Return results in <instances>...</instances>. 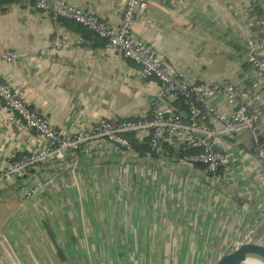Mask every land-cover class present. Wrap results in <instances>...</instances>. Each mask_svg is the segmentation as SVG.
I'll use <instances>...</instances> for the list:
<instances>
[{"label":"crops","instance_id":"crops-1","mask_svg":"<svg viewBox=\"0 0 264 264\" xmlns=\"http://www.w3.org/2000/svg\"><path fill=\"white\" fill-rule=\"evenodd\" d=\"M63 1L114 28L121 22L123 0ZM146 2L145 14L133 26L138 41L192 82L249 84L254 71L246 55L264 59V0ZM54 40L67 47L55 48ZM12 52L18 60H4ZM137 71L77 24L60 20L55 27L48 14L31 5L0 0V79L58 133L89 131L100 118L116 124L137 120L150 114L154 101L167 109L158 82L141 79ZM257 97L252 108L264 113V91ZM208 103L233 110L218 96ZM260 139L264 144V133ZM216 142L225 163L214 182L200 168L165 161L160 167L83 165L72 173L74 184L60 179L29 203L14 187L0 186V264H213L250 232L261 238L264 181L251 135L242 131ZM97 144L109 146L101 140L88 150ZM44 146L1 108L0 169ZM117 157L68 154L66 165ZM59 171L44 167L24 182L39 184L40 190Z\"/></svg>","mask_w":264,"mask_h":264},{"label":"built area","instance_id":"built-area-1","mask_svg":"<svg viewBox=\"0 0 264 264\" xmlns=\"http://www.w3.org/2000/svg\"><path fill=\"white\" fill-rule=\"evenodd\" d=\"M10 1L24 7L31 5L35 10L48 14L55 27L60 20H66L104 40L108 50L119 53L125 60L138 66L137 73L141 79L158 82L159 100L168 104V107L161 109L158 101H154L148 116L117 124L100 118L89 131L64 136L55 130L44 115L31 109L19 93L0 79V110H6L10 120H17L45 142L44 147L6 161L0 169V186L14 187L20 195L29 198L38 191L40 185L29 186L24 178L44 167L54 172L65 168L68 166V154L73 159L78 156L103 157L106 154L140 158V153L125 136L127 134H134L140 143L146 142L147 152L143 157L173 161L190 169L198 165L210 180H219V170L225 163V156L217 148L216 139L234 138L242 131H248L255 144L264 181V144L259 141L264 133V113L252 108L253 102L258 100L257 91H264V59L248 52L246 62L254 74L244 88L230 82L196 83L167 64L149 45L135 38L133 26L145 14L146 0H123L121 22L117 28L63 0ZM170 1L175 4L189 2ZM53 46L57 49L66 48L67 43L54 40ZM18 57L12 52L4 56V60L14 62ZM215 96L233 110L229 112L209 105L208 101ZM177 100L181 101V112L174 108ZM101 140L109 144L107 149L97 144L92 148L93 151L88 150L90 143ZM6 250L4 252L9 255Z\"/></svg>","mask_w":264,"mask_h":264},{"label":"water","instance_id":"water-1","mask_svg":"<svg viewBox=\"0 0 264 264\" xmlns=\"http://www.w3.org/2000/svg\"><path fill=\"white\" fill-rule=\"evenodd\" d=\"M93 163H116V164H143L151 165L152 167H160L166 165L164 161L154 159L152 157H141V158H96L86 161H79L74 165H69L63 171H59L57 175L49 181L42 189L38 190L34 195L28 198V203L34 200L40 194H43L48 187L54 184L60 179H66L70 184H74L73 172H80L83 165H90ZM174 167H180L178 164H170ZM213 181L214 180H210ZM248 239H243L239 242L235 248L223 255H221L213 264H247L248 259L257 258L264 262V233L261 238L254 239L253 233L250 232ZM4 238V228L0 230V243Z\"/></svg>","mask_w":264,"mask_h":264},{"label":"trees","instance_id":"trees-1","mask_svg":"<svg viewBox=\"0 0 264 264\" xmlns=\"http://www.w3.org/2000/svg\"><path fill=\"white\" fill-rule=\"evenodd\" d=\"M80 28L83 29L82 27H80ZM174 105L176 106L177 111L179 110L178 112L183 110V107L181 105V101L180 100H177V102H175ZM125 136L129 139V141L134 146V148L140 153L141 157L145 156V153L147 152V147H146V144H145L146 142H143V143L138 142L137 140H135L134 134H127ZM259 141L261 143H263L262 139H259ZM195 168H200L202 170V167L198 166V165L195 166Z\"/></svg>","mask_w":264,"mask_h":264},{"label":"bare ground","instance_id":"bare-ground-1","mask_svg":"<svg viewBox=\"0 0 264 264\" xmlns=\"http://www.w3.org/2000/svg\"><path fill=\"white\" fill-rule=\"evenodd\" d=\"M247 264H264V262L257 258H252V259H248Z\"/></svg>","mask_w":264,"mask_h":264}]
</instances>
